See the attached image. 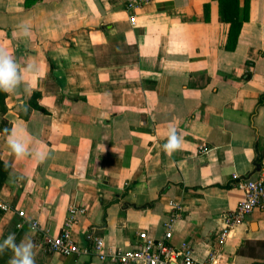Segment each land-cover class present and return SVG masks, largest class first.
I'll use <instances>...</instances> for the list:
<instances>
[{"label": "crops", "instance_id": "crops-1", "mask_svg": "<svg viewBox=\"0 0 264 264\" xmlns=\"http://www.w3.org/2000/svg\"><path fill=\"white\" fill-rule=\"evenodd\" d=\"M128 1L0 0V45L36 69L24 73L30 94L24 85L5 94L0 120L48 153L43 162L17 158L0 130V201L8 205L0 242L9 233L17 243L31 238L36 264H111L50 252L45 237L76 206L80 246L94 231L106 249L128 250L140 232L163 236L172 201L182 210L170 245L188 242L198 261L213 253V264H264V206L218 243L221 215L244 197L232 174L264 173V0H248L233 50L217 0H154L133 10ZM171 128L183 143L169 154ZM12 256L0 253V264Z\"/></svg>", "mask_w": 264, "mask_h": 264}, {"label": "built area", "instance_id": "built-area-1", "mask_svg": "<svg viewBox=\"0 0 264 264\" xmlns=\"http://www.w3.org/2000/svg\"><path fill=\"white\" fill-rule=\"evenodd\" d=\"M154 0H129L126 3L127 10L142 7L143 4ZM129 22L136 23V16L129 15ZM200 149V152H205ZM233 185L243 192V199L238 202L234 209L228 210L221 215L218 243L222 245L232 231L240 226L246 217L254 210L264 206V173L257 178L240 177L232 174ZM171 212L169 219L164 222V233L161 238L150 237L146 232L138 233V242L128 250L106 249L103 238L91 231L86 234L88 246H80L72 238V230L77 222V212H83L76 206L68 207L60 232L54 237H45V246L50 252L59 253L63 256L79 254H92L100 261H109L111 264H213L214 254L210 253L204 261H198L193 256L192 246L183 241L178 247L169 244L172 237L175 219L180 215L182 207L172 201L169 202ZM0 209L8 210V205L0 201ZM20 217L25 218L23 211H18ZM31 224L38 225L36 220H30ZM17 228L21 223H17Z\"/></svg>", "mask_w": 264, "mask_h": 264}, {"label": "clouds", "instance_id": "clouds-1", "mask_svg": "<svg viewBox=\"0 0 264 264\" xmlns=\"http://www.w3.org/2000/svg\"><path fill=\"white\" fill-rule=\"evenodd\" d=\"M18 28L24 37L31 36V26L27 22H22L18 25ZM35 70V66L31 63L25 64L22 67L13 54L4 46L0 45V91L12 94L16 92L21 85H24L25 93L30 94L32 91L31 84L25 81L24 73L34 72ZM5 131L8 133L7 144L17 158L30 155L39 162H43L47 158L48 153L45 150L40 148L34 150L30 149L27 141L17 136L15 127L11 130L6 129ZM182 143V136L177 134L175 128H171L167 143L163 145V149L166 153L170 154L181 149ZM37 227L38 225L31 224L30 230H36ZM35 248V243L27 236L17 243L15 233H9L7 237L0 242V253L6 250H11L13 252L9 264H36L37 253Z\"/></svg>", "mask_w": 264, "mask_h": 264}, {"label": "trees", "instance_id": "trees-1", "mask_svg": "<svg viewBox=\"0 0 264 264\" xmlns=\"http://www.w3.org/2000/svg\"><path fill=\"white\" fill-rule=\"evenodd\" d=\"M219 3V18L220 20L223 21H227L230 23V31H229V35H228V40H227V48L229 50H233L236 42H237V38H238V34L240 32V28L242 26V23L244 20L247 19V8H248V0H244V5L242 7V10L240 9V7L238 6V0H217ZM236 4V9L232 10V4ZM32 3L30 2V0H25V6L28 7L30 6ZM4 92L0 91V118L2 117V113L5 109L4 107V97H5ZM264 99V94H262L261 99H260V103L263 102ZM1 121V126H0V130H2V132L7 133L5 130L8 129V125L6 123V121L4 120H0ZM0 166L4 167L6 165L0 164ZM8 168H5V170H7ZM4 170V171H5ZM4 173L0 174V184L2 182V180L4 179ZM2 214V210L0 209V215Z\"/></svg>", "mask_w": 264, "mask_h": 264}]
</instances>
